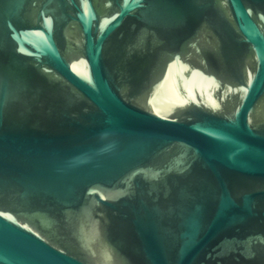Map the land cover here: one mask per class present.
<instances>
[{
	"label": "water",
	"instance_id": "1",
	"mask_svg": "<svg viewBox=\"0 0 264 264\" xmlns=\"http://www.w3.org/2000/svg\"><path fill=\"white\" fill-rule=\"evenodd\" d=\"M0 264H264V0H0Z\"/></svg>",
	"mask_w": 264,
	"mask_h": 264
}]
</instances>
